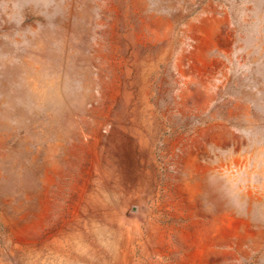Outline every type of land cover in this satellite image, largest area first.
Segmentation results:
<instances>
[{
    "label": "rangeland",
    "instance_id": "rangeland-1",
    "mask_svg": "<svg viewBox=\"0 0 264 264\" xmlns=\"http://www.w3.org/2000/svg\"><path fill=\"white\" fill-rule=\"evenodd\" d=\"M71 1L0 74V264H264V0Z\"/></svg>",
    "mask_w": 264,
    "mask_h": 264
},
{
    "label": "crops",
    "instance_id": "crops-1",
    "mask_svg": "<svg viewBox=\"0 0 264 264\" xmlns=\"http://www.w3.org/2000/svg\"><path fill=\"white\" fill-rule=\"evenodd\" d=\"M14 1L15 0H0V18H6L7 14H9L10 17L18 18L24 12V10L13 5ZM51 3L54 8L55 0H47L46 2H42L41 6L38 8H31L30 12L34 15L35 20L31 24L21 27L18 32L20 35L22 31H24L25 35L29 38L30 45L24 52L20 53L21 62L14 64L11 67L6 66L3 71H0V74H5L6 76L13 78L16 71H37V75L33 78L37 77L41 83H47L48 78L46 77L49 71H56V77L61 78L63 75H66L67 71L71 70L62 69V59L65 46L64 35H62L61 41L62 50L57 53L51 49V31L48 29L50 21L53 18ZM71 5L72 1L70 0V13L68 20L72 15ZM42 11L46 13V16L41 15ZM66 21L67 19L63 20V25ZM38 23H40L41 26H39ZM14 26V24L8 25L6 27V32L11 34L13 28H16ZM16 39L20 41L21 37L16 36ZM58 81L55 79V83Z\"/></svg>",
    "mask_w": 264,
    "mask_h": 264
}]
</instances>
